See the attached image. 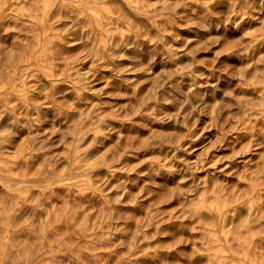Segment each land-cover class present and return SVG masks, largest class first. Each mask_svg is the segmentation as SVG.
I'll return each mask as SVG.
<instances>
[{
	"label": "rangeland",
	"instance_id": "obj_1",
	"mask_svg": "<svg viewBox=\"0 0 264 264\" xmlns=\"http://www.w3.org/2000/svg\"><path fill=\"white\" fill-rule=\"evenodd\" d=\"M0 264H264V0H0Z\"/></svg>",
	"mask_w": 264,
	"mask_h": 264
}]
</instances>
